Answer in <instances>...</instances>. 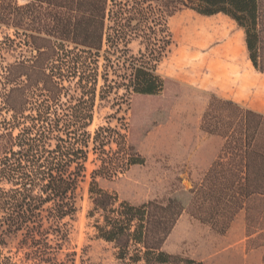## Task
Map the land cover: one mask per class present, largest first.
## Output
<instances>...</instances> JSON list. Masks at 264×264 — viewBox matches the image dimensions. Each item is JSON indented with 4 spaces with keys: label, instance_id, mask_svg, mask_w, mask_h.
I'll return each mask as SVG.
<instances>
[{
    "label": "trees",
    "instance_id": "1",
    "mask_svg": "<svg viewBox=\"0 0 264 264\" xmlns=\"http://www.w3.org/2000/svg\"><path fill=\"white\" fill-rule=\"evenodd\" d=\"M184 9L233 20L263 71L260 0H0V115H9L0 121V245L11 236L66 242L93 153L87 219L119 264L177 262L163 245L184 213L224 234L245 211L247 236L264 248V115L232 101L213 96L202 116V132L223 145L200 184L166 203L133 204L97 181L143 165L139 144L181 97L157 68L173 44L167 20ZM98 89L115 96L109 118L120 127L92 135Z\"/></svg>",
    "mask_w": 264,
    "mask_h": 264
},
{
    "label": "rangeland",
    "instance_id": "2",
    "mask_svg": "<svg viewBox=\"0 0 264 264\" xmlns=\"http://www.w3.org/2000/svg\"><path fill=\"white\" fill-rule=\"evenodd\" d=\"M18 2L24 4L26 0ZM260 2L264 14V0ZM167 25L173 44L158 65L157 73L180 83L182 95L171 108L169 120L155 127L139 144L143 165L134 166L113 180L97 179L100 187L133 204L166 203L173 192L187 191L202 182L223 145L222 139L201 130L202 116L213 97L212 89L207 90L202 84L206 76L211 79V69L232 64L233 59L224 55L223 46L239 55L245 49L242 33L231 37L238 30L237 24L223 14L200 16L184 9L169 17ZM217 28L228 34L216 40L214 29ZM7 33L12 36V31ZM129 48L137 54L142 46L134 42ZM13 55L4 54L6 63L15 61L16 54ZM260 55V66L264 67V45ZM103 63L101 60L100 65ZM215 75L217 79L220 77L218 73ZM102 85L100 81L99 87ZM101 96L98 89L94 120L87 129L92 135L100 127H120L116 119L109 118L116 111L115 96L111 95L108 100ZM123 115L124 112L118 117ZM5 116L9 117L2 113L0 121ZM94 160L95 156L90 153L86 177L77 192L78 213L74 220L64 221L69 226L68 240L61 242L51 235L47 241L39 239L35 244L23 241L21 236L7 237L0 245L3 264H119L116 250L97 238L92 220L87 219L91 207V173L96 168ZM173 229L163 245L168 254L178 257L173 264H264L261 239H256L257 235L247 236L245 211L238 214L224 234L200 223L190 213H184Z\"/></svg>",
    "mask_w": 264,
    "mask_h": 264
},
{
    "label": "crops",
    "instance_id": "3",
    "mask_svg": "<svg viewBox=\"0 0 264 264\" xmlns=\"http://www.w3.org/2000/svg\"><path fill=\"white\" fill-rule=\"evenodd\" d=\"M237 26L238 30L231 33V37H234L237 33H242L245 42L243 53L239 55L237 52H230L223 46L224 55H228L233 59L232 64L229 63V65L211 69V73L209 74L211 79L208 80L206 76L202 87L207 90L212 89L210 92L218 99L232 101L243 108L264 115V74L263 71L253 66L248 54L245 32L238 24ZM215 73L220 75L218 79Z\"/></svg>",
    "mask_w": 264,
    "mask_h": 264
},
{
    "label": "bare ground",
    "instance_id": "4",
    "mask_svg": "<svg viewBox=\"0 0 264 264\" xmlns=\"http://www.w3.org/2000/svg\"><path fill=\"white\" fill-rule=\"evenodd\" d=\"M207 30V29H205ZM221 30L224 31L222 28H217V29H214V31L216 32V40H219V39H222L224 36H226L228 33L225 32L224 33H221ZM239 69V68H238ZM238 73V72H237ZM243 75V74H242ZM240 76V75H239ZM244 79V78H243ZM235 82V81H234ZM236 83V82H235ZM233 85V84H232ZM236 85V84H235ZM238 88V87H237ZM259 89V88H258ZM249 92V90H248ZM252 92V91H251ZM254 93V92H253ZM250 94V93H249ZM252 94V93H251ZM258 94V93H257Z\"/></svg>",
    "mask_w": 264,
    "mask_h": 264
}]
</instances>
